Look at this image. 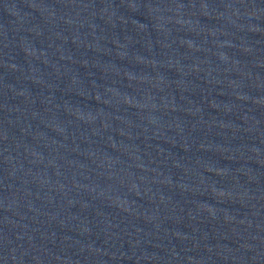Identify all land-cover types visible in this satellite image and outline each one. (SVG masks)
<instances>
[{"label":"water","instance_id":"water-1","mask_svg":"<svg viewBox=\"0 0 264 264\" xmlns=\"http://www.w3.org/2000/svg\"><path fill=\"white\" fill-rule=\"evenodd\" d=\"M0 264H264V0H0Z\"/></svg>","mask_w":264,"mask_h":264}]
</instances>
